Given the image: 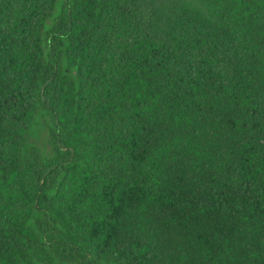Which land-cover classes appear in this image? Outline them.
<instances>
[{
    "label": "trees",
    "instance_id": "16d2710c",
    "mask_svg": "<svg viewBox=\"0 0 264 264\" xmlns=\"http://www.w3.org/2000/svg\"><path fill=\"white\" fill-rule=\"evenodd\" d=\"M0 264H264V0H0Z\"/></svg>",
    "mask_w": 264,
    "mask_h": 264
},
{
    "label": "rangeland",
    "instance_id": "374dc122",
    "mask_svg": "<svg viewBox=\"0 0 264 264\" xmlns=\"http://www.w3.org/2000/svg\"><path fill=\"white\" fill-rule=\"evenodd\" d=\"M40 144L43 146V145H46V140L44 138H41L40 139Z\"/></svg>",
    "mask_w": 264,
    "mask_h": 264
}]
</instances>
